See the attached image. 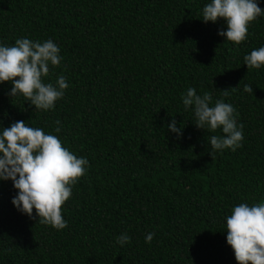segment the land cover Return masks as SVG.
Listing matches in <instances>:
<instances>
[{"label": "trees", "instance_id": "16d2710c", "mask_svg": "<svg viewBox=\"0 0 264 264\" xmlns=\"http://www.w3.org/2000/svg\"><path fill=\"white\" fill-rule=\"evenodd\" d=\"M209 2L0 0V46L52 40L62 59L44 82L68 84L43 111L0 83V130L25 121L89 162L62 230L17 210L12 181H0V264H237L226 218L264 200V66L244 65L264 46V16L237 45L218 35L223 20L202 21ZM189 87L234 107L241 147L211 156L210 136L223 133L195 126L181 99Z\"/></svg>", "mask_w": 264, "mask_h": 264}, {"label": "clouds", "instance_id": "9594fccd", "mask_svg": "<svg viewBox=\"0 0 264 264\" xmlns=\"http://www.w3.org/2000/svg\"><path fill=\"white\" fill-rule=\"evenodd\" d=\"M264 16L257 0H210L202 9V21L216 23L223 20L226 31L218 35L226 41L240 44L247 39L248 27L258 17ZM59 47L52 41H32L21 38L13 46H0V83L11 82L9 95H22L35 110L47 111L55 107L56 101L64 95L68 84L60 75L55 84L45 83L50 65L59 66L62 57ZM248 70L264 66V46L253 49L244 56ZM235 89V88H233ZM244 91L252 93L250 85ZM228 95V90H224ZM185 110L191 109L195 126L211 132L222 130L223 135L209 138L211 156L218 151L241 147L243 125H237L234 107L205 92L198 95L189 87L182 93ZM57 125L60 121L55 122ZM168 129L179 139L183 133L176 126L175 119ZM55 131H61L56 127ZM88 160L77 157L61 140L52 134H45L39 127H31L25 121H16L0 130V181L11 180L17 195L12 204L17 210L33 218L35 210L37 222L62 230L68 226L62 215V206L72 195V186L85 175ZM226 241L232 248L237 264H264V200L240 203L233 207L226 218ZM155 233H148L146 243H151ZM123 246L130 241L124 233L116 238Z\"/></svg>", "mask_w": 264, "mask_h": 264}]
</instances>
